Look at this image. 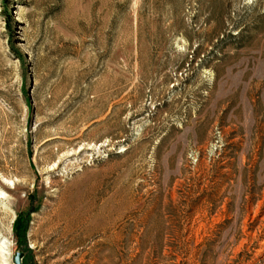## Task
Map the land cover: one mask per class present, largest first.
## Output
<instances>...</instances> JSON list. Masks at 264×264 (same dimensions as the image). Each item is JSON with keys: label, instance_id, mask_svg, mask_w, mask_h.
Segmentation results:
<instances>
[{"label": "rangeland", "instance_id": "obj_1", "mask_svg": "<svg viewBox=\"0 0 264 264\" xmlns=\"http://www.w3.org/2000/svg\"><path fill=\"white\" fill-rule=\"evenodd\" d=\"M17 252L264 264V0H0V264Z\"/></svg>", "mask_w": 264, "mask_h": 264}, {"label": "trees", "instance_id": "obj_2", "mask_svg": "<svg viewBox=\"0 0 264 264\" xmlns=\"http://www.w3.org/2000/svg\"><path fill=\"white\" fill-rule=\"evenodd\" d=\"M26 222H27L26 220L21 221L20 216H18V220L16 221V224L14 225L15 226L14 232L17 237L18 236L20 237L22 233H24Z\"/></svg>", "mask_w": 264, "mask_h": 264}, {"label": "water", "instance_id": "obj_3", "mask_svg": "<svg viewBox=\"0 0 264 264\" xmlns=\"http://www.w3.org/2000/svg\"><path fill=\"white\" fill-rule=\"evenodd\" d=\"M23 254L21 252H17L13 258V264H22Z\"/></svg>", "mask_w": 264, "mask_h": 264}]
</instances>
